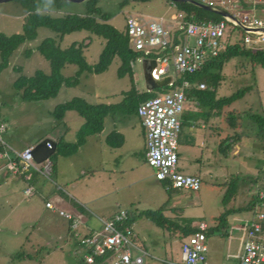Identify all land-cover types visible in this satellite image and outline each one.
Listing matches in <instances>:
<instances>
[{"label": "rangeland", "instance_id": "374dc122", "mask_svg": "<svg viewBox=\"0 0 264 264\" xmlns=\"http://www.w3.org/2000/svg\"><path fill=\"white\" fill-rule=\"evenodd\" d=\"M97 1V7L111 16L110 23L123 32L129 16L143 20L160 17L173 21L178 19V11L166 0H152L144 4L130 1L124 7L120 6L122 0ZM242 10L244 8L241 7L240 11L229 12L240 15ZM87 11L84 2H69L60 10L51 11L49 14L53 17L83 16ZM250 13L264 22V6ZM24 14L20 0L0 3V33L7 36L20 33ZM234 35L241 37L242 32L234 30ZM88 36L86 32H78L67 35L60 41L50 30L38 29L37 38L22 44L11 56L8 68L0 73V124L3 123L5 129L0 133V148L9 152L7 157H0V264H86L80 248L67 236L62 218L45 207L46 201L52 197L48 189L36 188L27 181L34 174L44 178L32 168L26 170L24 175L14 174L7 165L14 159L15 153L24 151L26 145L36 146L44 140L45 135L51 137L56 131L63 129V126H57L52 116L58 105L73 98H82L90 104H117L122 100L123 93L132 88L129 75H118L120 61L114 58L105 72L99 75L82 74L78 86H63L55 98L42 101L22 99V92L14 87L19 77H31L37 71L50 73L49 63L36 51L41 41L53 38L62 48H66L73 42L88 40ZM102 48L103 41L91 36V44L83 49L87 63H97ZM26 51H31V54L27 56ZM161 56L159 55V58ZM142 59L143 53L132 63L134 84L140 92L146 91ZM76 70L75 66L67 65L61 74L64 77H72ZM169 74H174V71L171 69ZM245 88L249 89L248 92L230 106L224 107L216 116L217 119L212 116L210 118V108L200 110V114L205 115H201V118L205 117L206 120L209 116L215 139L209 141L206 146L201 144L196 148L197 162L192 163V172L181 171L185 175H201L198 191L166 190L156 181L154 170L143 160L141 129L137 115H124L118 111L114 115L119 118L121 129L129 134L127 146L122 148L121 158L116 160L121 163L123 172H118L115 179L110 175L113 179L110 178L106 186V180H103L105 175L96 171L101 167L98 166L100 161L110 160V157L102 152V148L100 151V147L105 145L96 139L94 146L86 145L81 153L73 158L74 163L71 164L69 173L72 175L77 171L83 172L75 181L78 188L73 182L64 186V192L70 198L78 200L79 194L82 200L84 199L80 202L91 212L90 218L92 217L93 222L96 221V216L106 217L119 210L136 215V242L148 255L144 264H180L181 247L186 241V238L181 237V229L186 225H197L201 222L210 228H216L219 226L220 216L228 211L246 207L253 199H257L260 193H264V177L261 170L264 164V142L257 138V125L250 120L252 116L264 118V67L244 58L232 59L224 65L222 80L216 88V98L229 97ZM163 93L154 91L155 96ZM193 102L195 101L191 99L184 102L185 115L192 112ZM229 113L239 116L236 129H232L225 121ZM63 122L71 129L69 142L73 143L77 138L76 127L83 119L76 112L69 111L66 112ZM183 130L182 128V132ZM220 144L226 148L225 151L220 150ZM103 149L106 150L105 147ZM58 159L59 157L57 162ZM50 180L53 178L50 177ZM46 181L51 186V181ZM27 188L32 189L33 195H24ZM229 191L233 194L224 201ZM167 200L164 214L169 216L170 220H177V223H172L178 227L171 231L162 230L142 215L144 211L159 209ZM255 209L259 210L258 206H255ZM244 215L237 214L238 218ZM232 223L234 222H230ZM94 224L99 227L97 221ZM237 224L235 223L236 226ZM79 232L85 231L80 227ZM227 233L229 236L228 225L219 227L207 237L208 263L228 264L230 261H226L222 253L224 248L237 253L241 235L235 231L229 239ZM160 248L162 251L159 254ZM132 253L138 255L135 250ZM231 262L234 263L232 260ZM94 264L111 263L109 259H105Z\"/></svg>", "mask_w": 264, "mask_h": 264}, {"label": "built area", "instance_id": "2783aa9c", "mask_svg": "<svg viewBox=\"0 0 264 264\" xmlns=\"http://www.w3.org/2000/svg\"><path fill=\"white\" fill-rule=\"evenodd\" d=\"M211 9L221 10L231 17L221 22H184L183 15L178 14L177 21L164 18L143 20L129 16L125 21V30L131 49L144 54V59L155 60L156 66L151 77L159 80L168 76L173 88L168 93L155 96L142 103L137 115L145 132L146 163L154 170V177L159 182H168L170 188L180 191L196 192L200 189L201 179L185 175L178 169V145L182 129L183 104L186 101L184 90L192 84L184 80L180 87H174L180 77L191 76L199 72L204 63L219 55L229 42L242 41L246 46L264 51V22L250 12L264 6V0H200L197 1ZM244 10L241 14L233 11ZM245 27L252 34L241 29ZM243 31L241 37L234 35V30ZM154 55V56H152ZM159 55H162L159 58ZM174 74H169L170 70ZM204 90V84H197ZM0 125V133L4 132ZM49 146V145H48ZM34 146L15 153L14 159L7 165L14 174L24 175L29 168L39 175L51 176L49 160L36 164L31 151ZM8 155H6L7 157ZM40 166H42L40 168ZM264 177V164L262 166ZM24 195H33L31 188ZM46 208L52 209L50 202ZM259 210L248 212L240 218L239 225L233 228L241 235L240 253L235 257L237 264H264V193L258 196L256 204ZM60 215L70 221V232L79 243L86 264H94L96 258L107 254L111 264H144L148 257L144 249L137 245L134 224L120 229L128 221L130 213L124 210L117 212L111 219L103 220L101 233L82 235L79 232L81 220L64 212ZM206 224H199L197 232L186 239L181 247V264H206L207 245ZM138 255H133V251Z\"/></svg>", "mask_w": 264, "mask_h": 264}, {"label": "trees", "instance_id": "16d2710c", "mask_svg": "<svg viewBox=\"0 0 264 264\" xmlns=\"http://www.w3.org/2000/svg\"><path fill=\"white\" fill-rule=\"evenodd\" d=\"M130 1L144 4L152 0H122L120 6H127ZM166 1L174 6L179 14L183 15L182 20L184 22L202 23L224 21V18L220 15L206 11L192 4L171 3L169 0ZM20 2L22 3L25 12L22 19V31L10 36L0 33V73L8 68L11 56L22 44L27 41H33L37 38L38 29H48L58 36L60 40L67 35L78 32H86L89 35L88 40H84L83 42H73L66 48H62L53 38H46L41 41L36 47V51L46 62L49 63L50 73L45 74L41 71H37L31 77H19L15 82L14 87L22 92L23 100L42 101L55 98L63 86L68 88L78 86L82 74L88 73L91 75H99L105 72L113 62L114 58H118L120 61L118 75H129L132 83V88L128 92L123 93L122 100L117 104H90L82 98H73L55 108L52 113L55 121H63L66 112L74 111L84 120V124L77 133V140L75 143H66L62 140L56 142V152L50 158L51 176H53L56 170L57 158L60 156L68 157L76 154L88 136L98 134L103 130V121L105 117L118 111L124 115H137L139 106L145 101L154 98L155 95L154 91L140 92L136 89L133 80L132 63L139 58L141 52H136L131 49L126 30L124 32L120 31L110 23L111 16L108 13L102 12V10L97 7V0H86L84 2L88 8L86 15H64L62 17H53L49 12L60 10L64 4L69 3L66 0H20ZM240 32L244 34L243 31ZM91 36L103 41V48L99 55L98 62L95 64L87 63L83 56V49L91 44ZM85 41H87L88 44ZM26 54L27 56L30 55L31 51H26ZM235 58H244L250 60L255 65L264 67L263 50L252 49L243 44L242 41L229 42L218 56L206 61L199 72L191 76L178 78L174 87H180L183 79L189 81V83L192 84V87L184 90L187 99L199 102L203 107H209L215 111H221L224 107L230 106L233 102L242 98V96L249 90L248 88H245L229 97L221 99L216 98V88L222 80V70L224 65ZM67 65H72L77 68L72 77H64L61 74V71ZM197 84H204L205 89L199 90L196 87ZM172 89L173 88L171 87H164L155 91L168 93V91H171ZM237 116L234 113L226 115L225 121L232 129H236L238 126ZM250 120L257 125V138L264 142V118L261 116H252ZM114 139H117L114 146L120 147L123 143V138L116 132L111 133L106 141L111 145L112 140ZM221 146L220 150L222 152L223 150L225 151L226 148ZM1 151L2 148H0V152ZM160 183L166 190L170 188L168 182ZM232 194L233 192L229 191L224 201L229 199ZM257 202L258 198L253 199L246 207L228 211L220 216L218 218L219 226L216 228H208L205 231L206 237L213 234L214 231L221 226L227 227L228 219L230 217L237 215L238 213L244 215L254 210ZM167 204L168 200L159 209L155 211H144L142 215L162 230L171 231L175 228L178 229V227L164 214ZM135 218L136 215L131 214L128 221L120 225L119 228L123 229L124 227H131L135 223ZM70 223L71 222L69 221V237L75 242V244H77V247H79V243L73 238L72 233L70 232ZM180 231L182 235L181 237L186 239L197 232L196 229H181ZM108 256L109 254L105 257L96 258L95 263L107 259Z\"/></svg>", "mask_w": 264, "mask_h": 264}, {"label": "crops", "instance_id": "0c3cea01", "mask_svg": "<svg viewBox=\"0 0 264 264\" xmlns=\"http://www.w3.org/2000/svg\"><path fill=\"white\" fill-rule=\"evenodd\" d=\"M178 14H177V16H178ZM160 18H163V17H160ZM166 20L170 21V22L172 21L171 19H167V18H166ZM60 41H63V39ZM107 105H109V104H107ZM202 108H205V107L201 106L199 104V102H193L192 112H190L189 114H186V115L184 113L182 114V124H183L182 128L184 130L182 132V129H181V133L179 136V148H178V160H179L178 169L180 172L182 170L189 172V173L192 172L193 166H194L192 163L197 162L196 157H197L198 151L196 148L198 146H200L201 144H202L201 146H206V144L209 141H212L215 139V136L213 137L214 132H212L213 127L209 123V119H208L209 116H207L206 120H205V117H202V118L200 117L201 115H204V114H200V110ZM210 110L212 113L210 115V118L212 116V117H214V119L221 112V111H215L212 108H210ZM136 117H138V115ZM118 119L119 118H117L114 114L108 115L107 117H105V119L103 121V130L98 134L88 136L86 138L84 144L79 148V150L76 154H74L72 156H68V157L60 156L58 159V162L56 164V170H55L53 176H50L53 178V180L51 181L50 177L45 178L42 176L44 179L51 181V183H50L51 186L48 184V182L46 180L40 178L38 175H35V174L32 175V177L27 180V181H30L31 184L36 188L38 187V188H41L44 190L48 189V192L51 194L52 197L49 200H47L46 202L47 203L50 202L52 204V209H49V208H47V209L53 210L52 213L58 214V216H60L62 218V220L64 221V228L66 229L65 231H66L67 236H69V231H68L69 221L67 219H65L64 217H62L60 215V212H64L66 214L80 218V220H81L80 227L83 228L85 231V232L81 233L82 235H88V234H92V233H101L103 230L102 221L111 219L114 216V214L118 212V211H115L113 213L111 212L106 217L96 216V221L99 224V227L97 228V226H95L96 224H94L96 221L94 220V222H93L92 217L90 218V215H92L91 212L86 208L85 204L81 203V202H83L84 199L82 200V198L79 194H77V199L79 201L76 200V198H72V197L70 198V197H68V194H66L63 190L65 185H71V183L77 181L78 178H80V176H82L81 174H83V172L80 173V171H77L75 174H72V175H71V173H69V171L71 169L70 168L71 164L74 163L73 158L76 157L77 155H79V153H81V151H82V148L85 147L86 145H93L94 146V144L96 143V139L100 140L101 143H103L105 145L104 147L106 150L103 149L104 147H100V151L102 148V152L106 153L108 155V158L110 157V160L109 159L108 160H101L99 165H98L101 167H99V168L97 167L98 169L96 171L99 174L102 173L105 175L103 180H104V182L106 180V186L108 185L107 181H110V178H112V176L115 179V175L118 172H123V170L121 169V163L116 162V160L121 158L120 153H121L122 148H125V146H127L129 134L126 133L123 129H121V125L119 123L120 120H118ZM138 119H139V117H138ZM63 123H64L63 121H61V122L56 121L57 126H59V127L63 126V129L61 131H56V133L51 137H48L47 135H45L44 139L49 138V139L53 140L55 143L59 140H62L63 142H66V143H70L69 142V134L71 133V129L68 126V124H63ZM139 123H140V129H141L140 130V134H141L140 137L142 139L141 150L143 152V160L146 163L145 132H144V129L142 127L140 119H139ZM2 124L3 123H1L0 125H2ZM83 124H84V120L79 126L76 127L77 131L75 133L76 134L75 137H77V133L81 129ZM199 124H201L200 127H199ZM107 125H108V128H107ZM184 125H189V126H184ZM114 132L120 134L123 138V143L120 147L114 146V143L117 142V139L112 140V144H111L112 146L109 145L106 141L107 137L111 133H114ZM72 135H73V133H72ZM70 139H71V137H70ZM76 140H77V138H76ZM75 142L76 141H74L73 143H75ZM30 146H35V145L28 144L25 146V148L30 147ZM220 146H221V144H220ZM132 153L135 154L134 152H132ZM8 154H9V152L4 149L0 152V157L5 158V156ZM198 162H200V161H198ZM109 164H112V165H109ZM90 166H93V165H90ZM108 167H110L111 169H108ZM110 175H112V176H110ZM187 175L196 176V177L201 178V175H195V174H187ZM24 178L26 179V177H24ZM74 184L76 185V182ZM113 184H114V182H113ZM76 186L78 188V184ZM77 188H75V190H77ZM27 189H25V190H27ZM168 189L169 190H175L172 188H168ZM25 190H24V192H25ZM75 190H74V192L76 193L77 191H75ZM177 191H180V190H177ZM89 204H91V203H89ZM87 205H88V202H87ZM45 207H46V205H45ZM165 216L168 219H170L169 216H167V215H165ZM235 216H237V215H234L228 219L229 236H228V233H227V236L229 237V239L231 238V233L235 232V231H233V228H235L234 226H236L235 223H238L237 226L239 225L240 218H238V216L237 217H235ZM174 220L175 219H172L170 221L177 223V220H175V221ZM229 221L234 222V223L230 224ZM201 223H203V222H201ZM201 223H199V224H201ZM199 224H197V225H195V224L186 225V227L183 229H191L192 227H195V229L197 230L196 227ZM203 224H205V223H203ZM208 228H210V227H208ZM79 231H80V229H79ZM207 237H206V240H207ZM143 247L145 248L144 245H143ZM240 248H241V236L239 237V248H238L237 253H232V252H230L229 249L224 248L222 253H223V255H225L226 261H230L228 264H237V260L235 257L240 253ZM160 251H162L161 248L158 250L159 254H160ZM207 251H208V247H207ZM231 260L234 261V263L231 262ZM181 263H182V253H181ZM206 264H211V263H208V261L206 260ZM219 264H223V263L219 262Z\"/></svg>", "mask_w": 264, "mask_h": 264}, {"label": "water", "instance_id": "95a60500", "mask_svg": "<svg viewBox=\"0 0 264 264\" xmlns=\"http://www.w3.org/2000/svg\"><path fill=\"white\" fill-rule=\"evenodd\" d=\"M12 0H0V3H6ZM71 3H83L86 0H66ZM171 3H189L192 4L196 7H199L201 9H204L206 11L213 12L217 15H220L223 18L231 17L229 14L221 11V10H215L211 9L196 0H169ZM241 29L249 34H252L249 30H247L245 27L240 26ZM142 64L145 72V86H146V91L152 92L164 87H167L169 84L172 83V77L168 76L159 80H155L151 77V72L156 66V61L155 60H149V59H142ZM49 145V146H48ZM56 152V143L49 139L46 138L42 140L40 143H38L36 146L33 147L31 154L33 161L36 164H41L47 160H49Z\"/></svg>", "mask_w": 264, "mask_h": 264}, {"label": "clouds", "instance_id": "9594fccd", "mask_svg": "<svg viewBox=\"0 0 264 264\" xmlns=\"http://www.w3.org/2000/svg\"><path fill=\"white\" fill-rule=\"evenodd\" d=\"M50 160V159H49Z\"/></svg>", "mask_w": 264, "mask_h": 264}]
</instances>
